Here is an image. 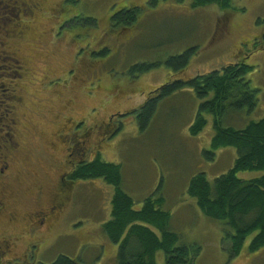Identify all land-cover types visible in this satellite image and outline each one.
I'll return each mask as SVG.
<instances>
[{"label":"rangeland","instance_id":"obj_1","mask_svg":"<svg viewBox=\"0 0 264 264\" xmlns=\"http://www.w3.org/2000/svg\"><path fill=\"white\" fill-rule=\"evenodd\" d=\"M33 1L40 2V8L24 15L26 31L9 38L6 30L14 26L7 18L14 11L0 0V43L7 42L24 66V70L13 72L19 64L0 53V130L10 125L13 117L20 140L10 169V208L17 217L34 207L47 211L51 205V190L59 172L56 159L65 155L63 147L52 148L51 142L56 128L67 119L84 121V126L98 135L97 150L87 159L120 164L123 189L135 207L156 190L160 180L162 195L169 202L189 197L186 185L194 174L204 172L213 182L233 166L237 151L231 146L215 150L212 160L203 155L204 150H210L214 134L211 114L205 115L207 124L201 132L190 134L202 102L192 89H180L160 99L144 129L131 110L145 102L147 92L157 94L154 90L167 81L239 62L250 66L245 78L250 88L258 90V102L250 112L232 106L234 112L223 115V124L241 128L264 117V47L260 39L264 0H230L227 8L217 4L193 7L191 0L159 1L154 6L148 0ZM132 5L141 7L132 28L121 32L109 24L114 12ZM83 18L94 19L96 25H84ZM191 47H197V52L185 69L177 71L166 64L170 57ZM103 49H108L107 53L101 54ZM143 63L155 66L141 74L129 73L132 66ZM11 94L20 99L11 98ZM239 113L242 115H236ZM103 121L109 130L99 133ZM89 132V146L94 148L95 135ZM260 174L240 171L237 176L251 179ZM73 182L71 187L65 186L66 198L57 222L45 234L46 241L32 255L23 256L25 262L49 264L66 255L80 264H117L118 245L102 230L110 218L113 186L101 178ZM192 216V223L187 221L189 215L182 217L180 231L183 242L200 246L196 264H264V247L248 251L252 234L233 256L230 241L222 236L221 221L200 211ZM10 227L0 225V235ZM155 259L156 264H165L161 250Z\"/></svg>","mask_w":264,"mask_h":264},{"label":"trees","instance_id":"obj_2","mask_svg":"<svg viewBox=\"0 0 264 264\" xmlns=\"http://www.w3.org/2000/svg\"><path fill=\"white\" fill-rule=\"evenodd\" d=\"M159 1L167 0H148L147 3L154 6ZM191 4L193 7L217 4L227 8L231 1L191 0ZM140 12V6L123 7L109 17V24L121 32L126 31L136 23ZM82 21L87 26L96 25L92 18H83ZM260 39L264 47V33ZM196 48H188L170 57L166 64L177 71L185 69L189 58L197 52ZM107 51L103 49L101 54ZM153 66L149 63L134 65L129 73L141 74ZM249 68L244 63L231 62L193 77L172 79L156 88L154 91H158L157 94L147 92L145 102L131 110L140 129H144L160 99L171 96L177 90L190 88L202 101L189 128L190 134L197 135L202 131L207 124L206 114L213 116L214 134L210 150H204L203 155L212 160L215 150L231 146L236 149L237 156L233 166L213 182L208 181L204 172L191 176L186 185V194L195 200L201 214L222 222V236L230 241L233 256L239 253L241 244L250 234L249 252L264 247V117L250 120L241 128L225 126L222 121L224 114L233 111L230 110L232 106L235 110L246 109L248 112L256 107L258 90L250 88L245 78ZM240 171H257L261 174L251 179H242L237 176ZM70 178L73 181L101 178L113 186L110 218L102 224V230L110 241L118 245L117 264H156L155 255L159 250L164 253L165 264H196L200 246L183 242L181 232L172 221L166 197L162 195L161 180L156 190L135 207L133 198L123 189L121 166L118 163L100 158L88 160L86 157L78 163ZM25 261L20 264H30ZM49 264L80 263L66 255H59Z\"/></svg>","mask_w":264,"mask_h":264},{"label":"flooded vegetation","instance_id":"obj_3","mask_svg":"<svg viewBox=\"0 0 264 264\" xmlns=\"http://www.w3.org/2000/svg\"><path fill=\"white\" fill-rule=\"evenodd\" d=\"M4 1L14 11V14H10V18L8 19L12 21L18 20L16 25L15 23L13 24L14 27L12 29L6 30L8 33H6L7 37L9 36L10 38L15 35L20 37L27 28L26 25H22L24 15H32L34 10L40 8V2L38 3L33 0H2V2ZM0 53L4 58L19 64L17 70L13 72L24 70V66L15 53L10 50L7 42L0 43ZM10 97L15 100L20 99L18 95L14 94H11ZM107 121L102 122L99 133H101L102 129L109 130ZM84 123V121H70L67 119L56 128L51 146L52 148L63 147L65 155L62 159H56L59 162V172L54 187L51 190V205L47 211H38L34 207L32 211L23 213L20 217H17L14 209L10 208L12 204L10 169L17 159V152L20 148L18 134H15L17 132L16 120L11 117L10 125H5V128H1L0 225L3 227L9 225L11 227L5 231L6 233L0 235V264H20L24 262L22 260L23 256L32 255L46 241L45 234L57 222L59 207L64 203V199L66 198L67 192L65 189L67 187L65 188V186L71 187L73 184L70 175L82 159L88 158L91 153L97 150L99 143L98 135L92 128L85 127ZM80 125H82V129L78 130ZM2 130H4L3 133H1ZM89 130L95 135V139L92 141L95 145L94 148L93 145L89 146L91 142ZM39 191L41 190L37 191L38 194L40 193ZM16 221L18 223L17 226H15Z\"/></svg>","mask_w":264,"mask_h":264},{"label":"crops","instance_id":"obj_4","mask_svg":"<svg viewBox=\"0 0 264 264\" xmlns=\"http://www.w3.org/2000/svg\"><path fill=\"white\" fill-rule=\"evenodd\" d=\"M166 205L169 207L172 215V221L179 231L182 229V226H184L182 223V217L184 215H189L187 221L192 223L194 219L192 215H194V213H199V209L196 206L195 200L191 197H176L169 202L166 199ZM191 210L193 211V214H191ZM193 227H195V225Z\"/></svg>","mask_w":264,"mask_h":264}]
</instances>
